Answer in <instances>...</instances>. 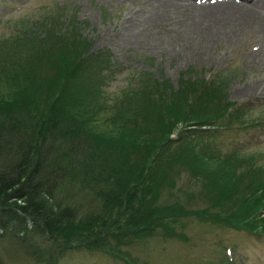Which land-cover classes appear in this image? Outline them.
<instances>
[{"label":"trees","instance_id":"obj_1","mask_svg":"<svg viewBox=\"0 0 264 264\" xmlns=\"http://www.w3.org/2000/svg\"><path fill=\"white\" fill-rule=\"evenodd\" d=\"M45 24L54 72L30 82L23 74L19 95L0 102V239L38 264H58L73 249L122 257L131 238L175 235L192 213L264 234V163L217 150L211 136L231 112L211 84L186 82L174 92L144 73L145 86L109 100L90 80L78 40ZM182 171L190 196L198 188L208 206L184 208L176 196ZM227 201L234 209L224 214L207 209Z\"/></svg>","mask_w":264,"mask_h":264},{"label":"rangeland","instance_id":"obj_2","mask_svg":"<svg viewBox=\"0 0 264 264\" xmlns=\"http://www.w3.org/2000/svg\"><path fill=\"white\" fill-rule=\"evenodd\" d=\"M167 8L163 0H0V102L19 95L17 85L23 74L27 73L25 79L30 82L32 75L43 79L54 72L46 63L52 48L45 42L52 37L48 23L55 32L78 40L79 58L86 57L90 80L92 76L98 94L109 100L120 97L122 89L145 86V78L138 81L147 74L156 87L159 83L174 92L186 82L211 84L208 90L222 96L220 100L230 105L227 110L231 112L221 119L225 125L211 136L217 150L221 155L235 152L238 158L252 156L256 163H264V90L236 91L264 81L263 33L256 25L236 32L226 25L210 37H190L172 21ZM32 49L41 55L31 58L27 53ZM147 86L150 92L152 86ZM197 132L204 136L206 131ZM174 133L170 135L176 138ZM180 174L176 196L184 208L194 211L208 206L197 195L198 188H193L190 196L186 174ZM207 209L224 214L234 205L227 201ZM179 221L175 235L165 236L158 229L131 238L121 247L122 257L104 250L73 249L66 251L58 264H226V259L228 264H264V234L259 230L200 219L196 213ZM0 264L38 263L13 240L3 237Z\"/></svg>","mask_w":264,"mask_h":264},{"label":"bare ground","instance_id":"obj_3","mask_svg":"<svg viewBox=\"0 0 264 264\" xmlns=\"http://www.w3.org/2000/svg\"><path fill=\"white\" fill-rule=\"evenodd\" d=\"M196 1L198 4L194 3ZM163 0L169 9L172 21L185 28L189 36L200 38L214 35L222 26H230L232 31L244 30L256 25L264 35V0ZM192 8V9H190ZM201 39V38H200ZM261 88L264 81H257L238 92Z\"/></svg>","mask_w":264,"mask_h":264}]
</instances>
